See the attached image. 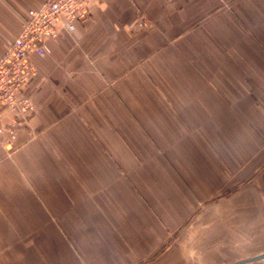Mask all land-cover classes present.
Segmentation results:
<instances>
[{
    "label": "crops",
    "instance_id": "0c3cea01",
    "mask_svg": "<svg viewBox=\"0 0 264 264\" xmlns=\"http://www.w3.org/2000/svg\"><path fill=\"white\" fill-rule=\"evenodd\" d=\"M45 1L0 0V56ZM48 44L0 135V264H142L261 200L231 194L264 192V0H101Z\"/></svg>",
    "mask_w": 264,
    "mask_h": 264
},
{
    "label": "built area",
    "instance_id": "2783aa9c",
    "mask_svg": "<svg viewBox=\"0 0 264 264\" xmlns=\"http://www.w3.org/2000/svg\"><path fill=\"white\" fill-rule=\"evenodd\" d=\"M101 0H46L32 10L20 33L8 39L0 56V135L7 134L9 145L15 143L19 127L35 112L34 102L24 94L37 74L32 54L46 56L48 41L61 32L73 33L78 24L91 15V6ZM174 3L177 0H165ZM10 113L5 120L6 113Z\"/></svg>",
    "mask_w": 264,
    "mask_h": 264
},
{
    "label": "rangeland",
    "instance_id": "374dc122",
    "mask_svg": "<svg viewBox=\"0 0 264 264\" xmlns=\"http://www.w3.org/2000/svg\"><path fill=\"white\" fill-rule=\"evenodd\" d=\"M251 187H254L253 182H247L246 186L235 189V193L233 190L231 196L245 190L248 194H260L261 200L257 197L256 205L251 202L238 204L221 218L216 210L217 201L204 206L198 226L188 225L181 236H174L177 244L182 240L180 245L174 243L163 250L160 257L157 254L142 264H231L264 253V192L256 194ZM213 206L215 208L210 209ZM210 210L215 213L210 215ZM245 264H264V259Z\"/></svg>",
    "mask_w": 264,
    "mask_h": 264
},
{
    "label": "water",
    "instance_id": "95a60500",
    "mask_svg": "<svg viewBox=\"0 0 264 264\" xmlns=\"http://www.w3.org/2000/svg\"><path fill=\"white\" fill-rule=\"evenodd\" d=\"M262 258H264V253H261V254H258V255L252 256V257H248L245 259L237 260V261L233 262L232 264H241V263L255 261L258 259H262Z\"/></svg>",
    "mask_w": 264,
    "mask_h": 264
}]
</instances>
